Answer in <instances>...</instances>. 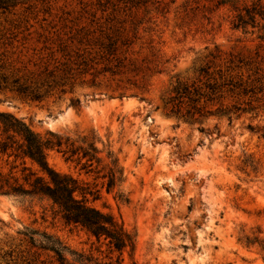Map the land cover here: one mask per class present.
<instances>
[{
    "label": "rangeland",
    "instance_id": "374dc122",
    "mask_svg": "<svg viewBox=\"0 0 264 264\" xmlns=\"http://www.w3.org/2000/svg\"><path fill=\"white\" fill-rule=\"evenodd\" d=\"M0 112L95 142L91 169L48 160L135 236L123 264H264V0H3ZM26 227L118 256L47 201L0 195V262L23 264Z\"/></svg>",
    "mask_w": 264,
    "mask_h": 264
},
{
    "label": "trees",
    "instance_id": "16d2710c",
    "mask_svg": "<svg viewBox=\"0 0 264 264\" xmlns=\"http://www.w3.org/2000/svg\"><path fill=\"white\" fill-rule=\"evenodd\" d=\"M0 3L3 4V0ZM239 21L242 22L241 16ZM16 91L33 99L42 97L39 91L29 90L26 86H18ZM188 94L185 87L178 98ZM82 143L76 145L70 137L53 131H47L42 136L12 113L0 112V195L47 201L54 217L58 216L66 226L85 230L99 246L106 245L109 254L118 252L115 264H123V253L135 250V236L111 213L90 203L88 196L98 198L97 190L80 183L72 175L56 170L49 163L48 154L56 149L66 160H76L82 163V168L91 169L94 162L100 161L99 149L95 142L87 146L84 145L85 140ZM108 154L110 168L103 177L106 178L107 190H111L121 180L123 171L113 153ZM42 218H45L44 215ZM18 234L25 245L21 251L26 254L23 264H113L112 261L101 262L92 254L72 249L58 235L47 230L26 227ZM2 258L4 261L0 264H16L13 250L5 252Z\"/></svg>",
    "mask_w": 264,
    "mask_h": 264
}]
</instances>
